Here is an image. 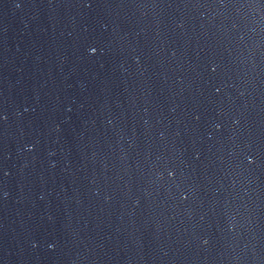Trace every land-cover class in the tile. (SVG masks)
I'll return each mask as SVG.
<instances>
[{
  "label": "water",
  "instance_id": "obj_1",
  "mask_svg": "<svg viewBox=\"0 0 264 264\" xmlns=\"http://www.w3.org/2000/svg\"><path fill=\"white\" fill-rule=\"evenodd\" d=\"M0 131L88 264H264V0H0Z\"/></svg>",
  "mask_w": 264,
  "mask_h": 264
}]
</instances>
